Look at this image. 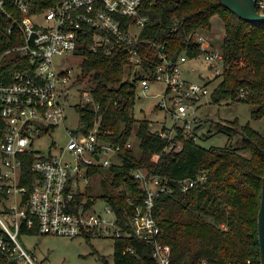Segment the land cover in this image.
Listing matches in <instances>:
<instances>
[{
	"label": "built area",
	"instance_id": "2783aa9c",
	"mask_svg": "<svg viewBox=\"0 0 264 264\" xmlns=\"http://www.w3.org/2000/svg\"><path fill=\"white\" fill-rule=\"evenodd\" d=\"M152 0H55L40 8L38 0H0V264H39L38 256L19 239L23 226L40 234L84 238H116L135 235L153 246L157 264L172 263V247L162 241L163 230L155 216L157 200L173 192L171 180L159 173L136 168L132 175L144 189L143 201L130 215L126 226L121 224L113 205L99 198L91 205L87 195L89 167H108L120 163L123 145L102 137L101 122L96 121L86 132L84 123L76 128L66 126L65 103L71 95L72 83L83 77L85 59L81 47L113 54L127 50L136 68L143 65L141 44L157 49L161 63L154 78L140 79L145 91L153 80L164 84L161 105L174 124L157 130L168 138L167 149H182L174 141L178 130L198 141L197 114L202 100L211 96L215 87L183 76L184 64L203 56L215 74L224 71L223 50L202 32L192 38L201 43L203 54L191 58L187 52L176 59L168 58L165 44L141 39L149 20L145 4ZM258 11L264 13V0H257ZM10 34L9 35H7ZM14 44L6 47L8 42ZM80 58L81 75L76 76L69 63ZM16 69L8 74L7 66ZM138 84V85H139ZM86 103L91 91H84ZM247 91L242 89L240 97ZM97 107V106H96ZM65 123L69 140L57 152L44 151L42 136ZM132 142L127 147H132ZM31 159L37 177L28 176L30 186L22 184L23 165ZM181 181L183 190L205 180ZM79 194L84 195L78 201ZM105 205L100 206L99 202ZM132 202V197L128 198ZM127 250L135 251L133 247ZM246 264H252L250 260Z\"/></svg>",
	"mask_w": 264,
	"mask_h": 264
},
{
	"label": "trees",
	"instance_id": "16d2710c",
	"mask_svg": "<svg viewBox=\"0 0 264 264\" xmlns=\"http://www.w3.org/2000/svg\"><path fill=\"white\" fill-rule=\"evenodd\" d=\"M38 1L43 8L55 0ZM144 8L149 20L140 38L165 44L170 59L183 52L191 58L203 54L201 43L193 40L192 35L196 31H211L218 17L225 32L224 71L211 93V101H249L255 106L253 117L264 118V22L247 21L219 0H152ZM12 44L10 41L6 47ZM140 46L144 60L139 68L131 64L127 50L107 54L81 47L85 55L83 77L89 76L93 81L90 91L95 103L77 104L84 130L89 132L100 120L102 137L123 145L120 163L89 167L90 176L104 168L107 176L102 178L98 194L88 185L87 195L94 198L88 205L99 198L108 200L120 223L126 226L144 197V189L132 171L142 168L159 173L169 178L173 186V192L157 200L154 211L163 230L162 241L172 247L171 264H246L248 260L260 264L258 213L264 176V135L249 123L240 125L235 119L232 124L219 123V129L232 137L240 127L243 147L251 156L229 146L205 147L181 129L174 141L182 143V149H167L168 138L151 130L149 119L137 120L134 116L140 79H153L161 63L154 46ZM7 69L11 75L16 67L10 64ZM242 89L247 91L245 97H240ZM135 127L139 156L133 145L126 146ZM31 159L32 156L22 168L25 186L31 185L29 175L38 176L31 167ZM202 173L207 174L205 180L183 190L182 180L198 178ZM3 195L0 190V204ZM83 196L79 194L77 200ZM22 232L37 233L26 226ZM87 240L90 242L91 238ZM114 242L113 263L101 256L102 264H157L153 246L137 236L116 238ZM129 247L135 251L127 250Z\"/></svg>",
	"mask_w": 264,
	"mask_h": 264
},
{
	"label": "rangeland",
	"instance_id": "374dc122",
	"mask_svg": "<svg viewBox=\"0 0 264 264\" xmlns=\"http://www.w3.org/2000/svg\"><path fill=\"white\" fill-rule=\"evenodd\" d=\"M218 17L214 19L211 31L202 32L215 46L222 47L224 42V28ZM221 24V25H220ZM74 59V58H72ZM69 63L74 67L75 75H81L80 58L74 59ZM222 74L216 75L214 70L209 67L208 62L203 56L190 59L184 64L183 76L187 79L208 82L211 87H215L221 80ZM79 81L72 83L71 95L66 100L65 108L67 114L66 126L76 128L82 122L77 104H86L84 91L91 89L92 79L79 77ZM165 86L162 82L153 80L149 90L145 91L141 85L137 88V101L134 109V116L137 120L149 119L151 130H161L163 127H170L174 124L169 112L161 105L163 102L162 94ZM255 106L249 101L243 100H224L219 103L211 101V96L205 97L199 104L197 114L200 117V124L196 127L199 136L198 142L205 146H229L246 156H251V152L243 147V133L241 128L230 137L226 132L220 131L219 123L232 124L233 120L238 119L240 125L249 123L251 127L264 135V118H254L252 111ZM69 140V134L65 128V123L55 128L51 133L42 136L40 145L44 151H49L52 147L53 152H57L64 147ZM133 144L135 154L140 155V144L136 136V127L130 140ZM3 162L0 161V166ZM104 168L97 175L90 176V187L97 194L101 192V180L107 173ZM105 172V173H104ZM110 182V175L107 177ZM100 206L105 205L104 201L99 202ZM19 239L22 244L33 250L38 256L39 264H102L101 256H105L111 263L114 261V240L112 238L102 239L93 238L90 242L84 237H69L63 235H50L40 233L21 232ZM97 250V252H95Z\"/></svg>",
	"mask_w": 264,
	"mask_h": 264
},
{
	"label": "water",
	"instance_id": "95a60500",
	"mask_svg": "<svg viewBox=\"0 0 264 264\" xmlns=\"http://www.w3.org/2000/svg\"><path fill=\"white\" fill-rule=\"evenodd\" d=\"M219 2L247 21L264 22V13L258 11L257 0H219ZM261 195L258 213V240L261 253L260 264H264V176Z\"/></svg>",
	"mask_w": 264,
	"mask_h": 264
}]
</instances>
